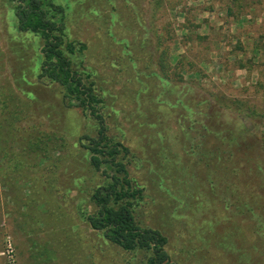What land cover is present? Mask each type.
<instances>
[{
    "label": "rangeland",
    "instance_id": "374dc122",
    "mask_svg": "<svg viewBox=\"0 0 264 264\" xmlns=\"http://www.w3.org/2000/svg\"><path fill=\"white\" fill-rule=\"evenodd\" d=\"M56 2L66 9L68 37L87 45L75 62L104 99L110 135L131 150L130 173L144 188L137 221L161 230L181 264H264V165L233 157L222 166L215 156L202 157L215 139L189 127L178 95L164 94L168 83L157 77L158 56L167 49L171 85L177 72L185 79L178 86L192 90L185 97L237 101L223 112L235 128L238 106L263 113L264 0H164L160 7L153 0ZM12 8L0 0V87L10 112H26L44 133L65 140L50 142L48 157L26 153L21 169L4 172L0 264H138L137 255L82 217L99 182L80 140L94 133V121L66 106L62 87L39 81L43 41L16 29ZM12 56L33 69L21 88L9 69Z\"/></svg>",
    "mask_w": 264,
    "mask_h": 264
},
{
    "label": "trees",
    "instance_id": "16d2710c",
    "mask_svg": "<svg viewBox=\"0 0 264 264\" xmlns=\"http://www.w3.org/2000/svg\"><path fill=\"white\" fill-rule=\"evenodd\" d=\"M153 1L160 7L164 0ZM8 2L13 7L16 29L22 33L34 34L43 41L39 51V81L43 83L48 80L49 83L62 87L66 106L80 108L87 118L94 121V133H85L80 140L88 154L90 170L93 171L94 178L98 177L99 182L91 188L89 200L92 210L85 209L82 217L91 229L101 232L108 242L118 246L126 254L137 255L138 264H181L169 252L168 237L161 230L141 225L137 221L136 208L144 199V188L130 173V148L110 135L103 111L104 99L97 92L92 74L81 70L80 65L75 62L76 55L83 54L87 45L68 37L65 7L56 0ZM157 41L158 46H161L162 35L157 36ZM1 55L3 54L0 53V60L4 57ZM15 58L12 56V61L9 59V69L16 77L15 86L21 88L24 83L29 82L28 76L33 69L18 66L21 62H16ZM157 65L160 69L157 77L168 83L163 93L176 97L178 95L177 100L183 111L181 117L190 121L191 129L216 141L212 148H206L202 157L215 156L219 158L218 164L221 165L233 157L245 162L251 160L256 168L264 165V112H258L251 106H243L241 113L238 106L236 115L241 125L238 128L230 126L231 123L223 117V112L235 110L237 101L223 102L220 99L217 101L219 104L216 101L213 103L199 93V100L185 97L192 90L189 85L178 86L177 83L183 84L185 79L183 74L177 72L178 82L171 85L167 49L158 56ZM203 105L209 106L210 110L205 111ZM11 109L6 88L0 87V136L5 134L0 143V181L4 172H16L22 168L24 154L39 152L41 157L46 158L50 142L65 140L57 133H44L40 128L42 123L31 120L26 112L17 116L11 114ZM247 118L256 119L257 122L250 125ZM23 121H27V124L20 125ZM18 142L20 145H16ZM199 145L198 149L201 148ZM1 214L0 212V219ZM261 224L264 227V220Z\"/></svg>",
    "mask_w": 264,
    "mask_h": 264
},
{
    "label": "built area",
    "instance_id": "2783aa9c",
    "mask_svg": "<svg viewBox=\"0 0 264 264\" xmlns=\"http://www.w3.org/2000/svg\"><path fill=\"white\" fill-rule=\"evenodd\" d=\"M13 250H8V253L12 252Z\"/></svg>",
    "mask_w": 264,
    "mask_h": 264
}]
</instances>
